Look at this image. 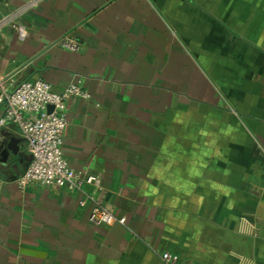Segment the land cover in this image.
Here are the masks:
<instances>
[{
	"label": "crops",
	"instance_id": "1",
	"mask_svg": "<svg viewBox=\"0 0 264 264\" xmlns=\"http://www.w3.org/2000/svg\"><path fill=\"white\" fill-rule=\"evenodd\" d=\"M38 78L89 92L67 100L64 155L125 220L21 185L31 154L7 123L0 264H264V0H0V93Z\"/></svg>",
	"mask_w": 264,
	"mask_h": 264
},
{
	"label": "built area",
	"instance_id": "2",
	"mask_svg": "<svg viewBox=\"0 0 264 264\" xmlns=\"http://www.w3.org/2000/svg\"><path fill=\"white\" fill-rule=\"evenodd\" d=\"M18 32L20 37L27 34L24 25H19ZM60 44L74 51L80 47L73 36L61 38ZM76 96L88 98L90 94L77 83L55 90L49 81L41 78L22 81L12 91L0 93V104L6 103L0 117V128L7 123L17 124L31 154V161L18 181L21 185L37 182L79 191L83 196L80 204H86L87 199L92 201L89 218L93 223L124 222L123 217L117 216L88 190V187L100 188L101 178L78 172L65 158L66 104L68 99ZM49 105H53L52 111H48ZM161 257L167 264H175L179 259L177 254L168 251L162 252Z\"/></svg>",
	"mask_w": 264,
	"mask_h": 264
},
{
	"label": "water",
	"instance_id": "3",
	"mask_svg": "<svg viewBox=\"0 0 264 264\" xmlns=\"http://www.w3.org/2000/svg\"><path fill=\"white\" fill-rule=\"evenodd\" d=\"M52 109H53V105H49V106H48V111H52ZM13 142H14V141H12V142H10V143H7V146L10 147V148H12V149L15 151V149H14V147H13ZM4 144H5L4 142H1L0 147H1V148H4V146H5Z\"/></svg>",
	"mask_w": 264,
	"mask_h": 264
}]
</instances>
